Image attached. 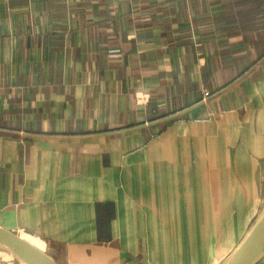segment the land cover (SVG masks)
<instances>
[{
	"label": "crops",
	"instance_id": "obj_1",
	"mask_svg": "<svg viewBox=\"0 0 264 264\" xmlns=\"http://www.w3.org/2000/svg\"><path fill=\"white\" fill-rule=\"evenodd\" d=\"M263 87L264 0H0V228L56 264L230 259Z\"/></svg>",
	"mask_w": 264,
	"mask_h": 264
},
{
	"label": "rangeland",
	"instance_id": "obj_2",
	"mask_svg": "<svg viewBox=\"0 0 264 264\" xmlns=\"http://www.w3.org/2000/svg\"><path fill=\"white\" fill-rule=\"evenodd\" d=\"M235 134L238 136V145L234 147L237 154L232 158L230 170L240 173V196H228V220L241 238L254 226L264 208V87L246 104ZM235 252H231V256ZM228 261L229 257L216 263L227 264ZM0 264L17 263L9 259L1 260Z\"/></svg>",
	"mask_w": 264,
	"mask_h": 264
},
{
	"label": "water",
	"instance_id": "obj_3",
	"mask_svg": "<svg viewBox=\"0 0 264 264\" xmlns=\"http://www.w3.org/2000/svg\"><path fill=\"white\" fill-rule=\"evenodd\" d=\"M0 245L11 250L26 264H56L45 254L18 234L0 228ZM264 256V216L257 220L252 230L227 264H256Z\"/></svg>",
	"mask_w": 264,
	"mask_h": 264
},
{
	"label": "bare ground",
	"instance_id": "obj_4",
	"mask_svg": "<svg viewBox=\"0 0 264 264\" xmlns=\"http://www.w3.org/2000/svg\"><path fill=\"white\" fill-rule=\"evenodd\" d=\"M263 216H264V208L262 209L258 219L262 218ZM9 259L13 260L17 264H26L20 258H18L11 250H9L8 248L0 245V263H1V260L2 261H6V260H9Z\"/></svg>",
	"mask_w": 264,
	"mask_h": 264
},
{
	"label": "built area",
	"instance_id": "obj_5",
	"mask_svg": "<svg viewBox=\"0 0 264 264\" xmlns=\"http://www.w3.org/2000/svg\"><path fill=\"white\" fill-rule=\"evenodd\" d=\"M206 94H207V92H204V98H205Z\"/></svg>",
	"mask_w": 264,
	"mask_h": 264
}]
</instances>
